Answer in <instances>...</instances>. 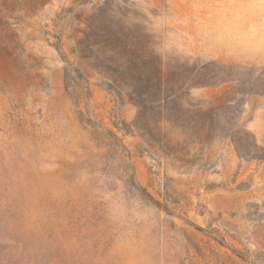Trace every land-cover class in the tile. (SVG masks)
Instances as JSON below:
<instances>
[{"label": "rangeland", "instance_id": "1", "mask_svg": "<svg viewBox=\"0 0 264 264\" xmlns=\"http://www.w3.org/2000/svg\"><path fill=\"white\" fill-rule=\"evenodd\" d=\"M0 264H264V0H0Z\"/></svg>", "mask_w": 264, "mask_h": 264}]
</instances>
